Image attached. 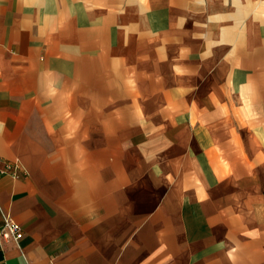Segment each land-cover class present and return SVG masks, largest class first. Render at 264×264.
<instances>
[{"label":"crops","instance_id":"crops-1","mask_svg":"<svg viewBox=\"0 0 264 264\" xmlns=\"http://www.w3.org/2000/svg\"><path fill=\"white\" fill-rule=\"evenodd\" d=\"M0 171V264H264V0H0Z\"/></svg>","mask_w":264,"mask_h":264},{"label":"built area","instance_id":"built-area-1","mask_svg":"<svg viewBox=\"0 0 264 264\" xmlns=\"http://www.w3.org/2000/svg\"><path fill=\"white\" fill-rule=\"evenodd\" d=\"M4 167L6 172L11 173L14 176L16 175V169L18 168L16 163H5ZM1 172L2 171H0V174ZM22 235L23 233L21 227L15 221L4 219V221L0 224V240L17 241L22 237Z\"/></svg>","mask_w":264,"mask_h":264}]
</instances>
